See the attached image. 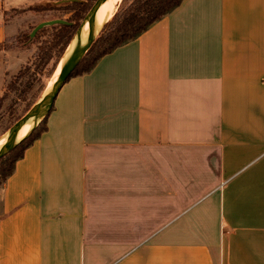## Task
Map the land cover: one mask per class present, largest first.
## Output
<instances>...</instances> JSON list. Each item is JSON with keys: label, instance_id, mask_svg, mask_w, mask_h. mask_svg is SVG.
I'll return each mask as SVG.
<instances>
[{"label": "crops", "instance_id": "0c3cea01", "mask_svg": "<svg viewBox=\"0 0 264 264\" xmlns=\"http://www.w3.org/2000/svg\"><path fill=\"white\" fill-rule=\"evenodd\" d=\"M0 264H264V0H183L70 78L0 182Z\"/></svg>", "mask_w": 264, "mask_h": 264}, {"label": "trees", "instance_id": "16d2710c", "mask_svg": "<svg viewBox=\"0 0 264 264\" xmlns=\"http://www.w3.org/2000/svg\"><path fill=\"white\" fill-rule=\"evenodd\" d=\"M94 1L96 0H68L66 3L59 6H44L41 8L43 11H61L69 16L64 20V24H56L42 28L33 38H30V34L22 35L18 37V39L16 38L17 42L23 39L26 43L36 44V68H44L51 64L50 72H55L57 64ZM182 1L183 0H121L113 16L107 21L100 35L71 73L67 81L72 77L89 73L100 58L110 54L118 47L135 40L153 23L161 20L180 6ZM13 38L14 37H9L1 42L0 51L11 50L13 45L9 43H11ZM29 70V67L26 66L19 69L16 75L7 83L0 96V109L8 94L19 90L18 85L27 76ZM21 87L18 97L20 100L26 101L27 96L32 90V85L30 81L28 82L27 80ZM42 90L43 87L40 91ZM52 110L53 105L41 122L31 131L29 136L15 149L0 159L1 182L13 173L16 162L23 157L25 150L47 130V118ZM14 124H12L11 127Z\"/></svg>", "mask_w": 264, "mask_h": 264}, {"label": "rangeland", "instance_id": "374dc122", "mask_svg": "<svg viewBox=\"0 0 264 264\" xmlns=\"http://www.w3.org/2000/svg\"><path fill=\"white\" fill-rule=\"evenodd\" d=\"M67 1L68 0H28L23 1L22 4L14 3L12 8L6 9L3 13V21L5 23L10 22L12 24V30L10 29V31H8L7 29V31L9 33L11 32L10 36L14 38L11 43H9L13 45V48L9 51V53H7L0 67V96L2 95L7 83L14 75H16L19 69L25 66L29 67L30 70L27 76L19 83L18 88L21 90V86L28 80V82L30 81L32 85V90L27 96L26 101L19 99V90L8 94L0 109V138L5 135V133L11 128V125L16 123L17 119L19 120L22 116H24V114L42 96L48 88L50 80L54 74V72H50L51 64L44 68L35 67L36 44L26 43L23 39H21L20 42H17L16 38L18 39V37H21L22 35L30 34L31 31L41 22L57 19L66 20L69 15L64 14L61 11H43L41 8L44 6H59ZM42 87L43 90L40 91Z\"/></svg>", "mask_w": 264, "mask_h": 264}, {"label": "water", "instance_id": "95a60500", "mask_svg": "<svg viewBox=\"0 0 264 264\" xmlns=\"http://www.w3.org/2000/svg\"><path fill=\"white\" fill-rule=\"evenodd\" d=\"M106 0H96L84 19L82 20L79 28L77 29L72 41L70 42L69 46L67 47L63 57L60 60L61 66L58 73V76L56 78V81L52 85L50 90H46L42 96L36 101V103L33 104V106L22 116L10 129L17 127L16 133L14 136L5 144V146L0 150V159L7 155L9 152H11L13 149H15L25 138L29 136L31 131L38 125V123L43 119V117L46 115V113L49 111L51 106L53 105V102L62 88V86L66 83L67 79L70 77L71 73L74 71V69L77 67V65L80 63L82 58L85 56V54L88 52L94 41L97 39L99 34L102 32L105 24L107 22H104L101 25H98L96 23V14L98 12V9L104 4ZM94 17L95 19V27L93 32L87 36L85 39L82 37V30L85 25V23L91 18ZM65 21L61 19L57 20H50L39 23L30 33V38H33L36 33L41 30L42 28L56 25V24H64ZM77 40V44L68 51L71 43L73 40ZM48 106V109L43 114L42 118L30 129L28 133H26L24 136H21V132L26 127L31 118L34 116V114L45 107ZM9 129V130H10Z\"/></svg>", "mask_w": 264, "mask_h": 264}, {"label": "bare ground", "instance_id": "6f19581e", "mask_svg": "<svg viewBox=\"0 0 264 264\" xmlns=\"http://www.w3.org/2000/svg\"><path fill=\"white\" fill-rule=\"evenodd\" d=\"M120 2V0H106L104 2V4L98 9V12L96 14V23L98 25L103 24L104 22H107L108 20H110V18L113 16V13L115 12V7L116 5H118ZM95 27V19L94 17H91L84 25L83 30H82V37L85 39L87 36H89ZM77 40L75 39L68 51H70L76 44H77ZM60 66L61 63L58 64L52 79L50 80V83L48 85V88L46 90H50L52 85L54 84V82L56 81V78L58 76L59 70H60ZM48 104L43 107L42 109L38 110L34 116L31 118L29 124L24 127V129L21 132V136H24L26 133H28L30 131V129L42 118L43 114L45 113V111L48 109ZM17 127H14L12 129H10L8 132L5 133V135H3L0 138V150L5 146V144L14 136V134L16 133Z\"/></svg>", "mask_w": 264, "mask_h": 264}]
</instances>
